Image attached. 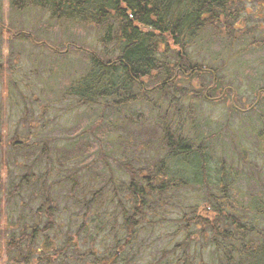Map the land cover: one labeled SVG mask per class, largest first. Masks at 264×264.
<instances>
[{"label":"rangeland","instance_id":"1","mask_svg":"<svg viewBox=\"0 0 264 264\" xmlns=\"http://www.w3.org/2000/svg\"><path fill=\"white\" fill-rule=\"evenodd\" d=\"M241 6L245 10L233 23L235 40L225 34L222 23L207 28L188 50L194 67L188 75L185 71L166 92L148 89L141 102L115 109L78 105L64 92L86 68L89 54L100 50L97 28L57 20L30 4L16 9L12 0H0V264L15 259L28 263L14 258L4 239L14 235L19 240L24 226L26 233L34 224L42 231L48 218L38 210L39 185H52L56 224L45 230L46 236L38 233L26 244L39 251L33 260L47 253L61 264H85L91 259L85 255L89 248L108 256L119 244L123 251L114 264H206L208 234L196 235L193 249L186 251L188 234L197 232L187 219L206 202L205 187L190 180V167L180 166L183 182L148 194L144 214L131 232L123 223V211L131 215L137 205L130 191L131 174L144 188L147 166L167 152L159 140L166 121L173 127L181 125L182 135L190 139L218 133L205 143L211 159L208 167L216 172L222 160L232 167V193L242 205L251 204L263 190L264 150H257V133L252 129L264 128L259 121L264 118V104L256 103L264 100V0H244L237 7ZM199 67L216 70L221 79L217 90H203L205 99L194 93L211 76L194 73ZM223 86L232 93L222 97ZM191 105L194 111L188 109ZM237 105L244 110L235 109ZM180 110L182 118L170 121ZM22 176L28 177V187L12 195ZM214 214L207 209L208 218ZM82 221L88 225L75 238L77 253L69 248L64 256L57 254Z\"/></svg>","mask_w":264,"mask_h":264},{"label":"trees","instance_id":"2","mask_svg":"<svg viewBox=\"0 0 264 264\" xmlns=\"http://www.w3.org/2000/svg\"><path fill=\"white\" fill-rule=\"evenodd\" d=\"M242 1L244 0H12V6L22 9L24 5L30 4L32 7L45 9L57 20L76 21L84 26L97 28L100 50L89 54L86 68L68 83L64 92L73 97L78 105L103 104L104 107L119 109L141 102V99L146 98L148 89L166 92L179 76H184L185 71L188 75L194 68L190 66L188 50L200 42L207 28H217V24L222 23L225 34L235 40L238 35L234 32V20L240 11L245 10L244 6L240 9L237 7ZM258 1L255 0L257 3ZM200 68L202 67L194 70V73L209 74L211 80L207 84H200L194 94L196 98L205 99L203 90H217V82L221 79L216 70ZM226 89L227 86H223L220 91L222 97L232 91ZM256 103L260 106L264 104V100H256ZM235 104L236 99L230 104L231 108L234 109ZM188 109L194 111V106L191 105ZM235 109L240 111L242 108L237 105ZM173 114L175 116L170 119L173 123L182 118L181 110ZM189 114L191 113L187 110L186 115ZM191 117L192 115L190 119ZM259 121L263 124L260 123V126L264 127V118ZM168 122L162 125L159 134L161 148H165L167 152L158 163L152 167L147 166L150 168L144 177L147 185L139 187L131 174L130 191L136 197L137 205L131 215L123 211L126 230L131 232L140 221L137 217L144 214L148 194L164 189L172 182L186 180L180 171V166L185 165L192 170L191 182L205 187L203 196L206 199L204 208L200 212L192 210L191 218L187 219L191 230L196 228L197 232L188 234L186 251L193 249L194 244L191 246V243L196 235L208 234L206 243L210 250L206 253L209 254L206 264H264V187L252 197L251 204L242 205V201H238L232 193L234 186L231 177H235L231 174L232 167L222 160L215 166L216 172L209 170L211 159L205 143L218 133L203 136L205 140L200 139L202 137L190 139L182 135L181 125L173 127ZM252 130L257 133V150H264V128ZM245 154L244 152L241 157L243 161L247 160ZM27 182L28 177L22 176L18 180L17 189L13 186L12 195L15 190L27 188ZM51 191L52 185L38 187L41 199L38 210H42L48 218L42 231L34 224L31 231L26 233L23 232L26 230L24 226L19 240L14 235L4 239L6 250L15 254L14 258H20L22 263H62L58 257L52 258L47 253L33 260L34 253L39 251L26 247L29 241L38 237V233L46 236L45 230L51 231L56 224ZM6 198L10 200L11 195ZM209 208L215 213L213 219L206 216ZM88 211L89 208L85 215ZM249 212L254 217H250ZM87 225L86 221H82L76 232L67 236L55 252L64 256V252L71 248L77 253L75 238L86 230ZM114 249L115 252L105 256L98 255L94 248H89L85 255L91 259L86 260L85 264H114L117 253L123 251V245L116 244ZM11 264L18 262L15 259Z\"/></svg>","mask_w":264,"mask_h":264}]
</instances>
